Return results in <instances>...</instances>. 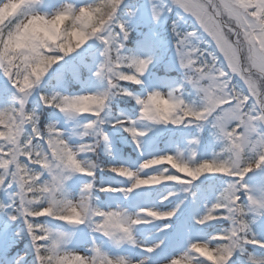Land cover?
<instances>
[{"label":"snow or ice","instance_id":"obj_1","mask_svg":"<svg viewBox=\"0 0 264 264\" xmlns=\"http://www.w3.org/2000/svg\"><path fill=\"white\" fill-rule=\"evenodd\" d=\"M79 4L67 3L49 15L42 11L44 0H0V9L15 5L0 25V132H5L0 138V191L9 199L0 201V210L23 223L17 235L30 238L34 264H149L153 254L169 245L173 224L168 221L189 199L203 209L192 214L199 236L184 240V228H177L161 264H242L244 248L264 252V237L253 227L258 223L253 217L264 220V201L253 195L249 180L250 173L264 172V0H166L162 9L153 5V18H177L171 29L174 55L179 67L193 74L186 83L198 99L191 102L184 97L183 84L166 96L159 86L147 87L145 77L154 57L128 48L132 23L115 15L88 34L99 46L91 43L66 51L58 33L53 41L37 38L21 55L13 54L8 40L22 30L25 19L52 24L67 16L80 23ZM9 22L15 29L6 32ZM242 45L246 56L241 55ZM50 56L56 58L54 71L34 105L33 91L43 76L37 77L33 68ZM17 60L26 70L23 77ZM72 82L81 85L79 93L69 91ZM134 85L144 94H137ZM48 87L57 90L52 97ZM84 98L96 108L81 110ZM50 99L59 102L50 105ZM113 99L134 101L135 115L114 111ZM157 100L167 105L165 114L156 109ZM43 108L63 109L68 120L50 122L44 130L39 118ZM77 116L81 119L69 132L67 122ZM109 127L130 137L139 152L135 167L96 159L102 147L115 159ZM180 128H195L197 134L183 146L174 143L165 149L153 136V147L145 151L151 133ZM206 130L214 147L200 158ZM73 135L78 143L71 142ZM103 172L121 180L106 182L98 175ZM74 177L81 182L70 186ZM202 178L210 181L207 187ZM162 185L167 189L157 203L131 208L120 202ZM101 193L115 196V205L107 202L102 207ZM165 202L172 206H159ZM141 225H155L158 239L150 243L140 238ZM82 226L88 238L77 242ZM209 227L213 231H207ZM124 249H135V256L124 254Z\"/></svg>","mask_w":264,"mask_h":264},{"label":"rangeland","instance_id":"obj_2","mask_svg":"<svg viewBox=\"0 0 264 264\" xmlns=\"http://www.w3.org/2000/svg\"><path fill=\"white\" fill-rule=\"evenodd\" d=\"M62 2V0H45L44 2V8L47 10H54L56 7L59 6V4ZM78 3H85L87 0H76ZM127 5H129L130 13H135L134 16L131 17V23L133 27H139L140 25L146 26V31L144 34V39L137 42L136 49L132 50L135 52H138V54L141 55H154L156 49L160 50L161 58L164 61V65L166 66V69L170 70H177L179 71L181 77H172L169 75L166 76H156L152 69H150V72L146 75L145 80L148 88H152L155 86H159L161 90L170 91L173 87H178L183 82V69H181L175 59V49H174V35L171 31L172 28L168 26V20L170 18V15L165 16L161 19L159 23H156L152 16V6L149 3V0H126ZM176 16L174 15V21L176 20ZM3 81V77H0V82ZM10 87V86H9ZM190 91L188 92L187 85L185 86L184 90V97L189 102L197 100L198 98L195 96V90L189 85ZM79 93V92H78ZM188 93L192 95L193 100L190 101L188 97ZM137 94L143 95L144 91L141 90ZM123 111H126L130 113L129 109L125 108ZM133 114V113H130ZM64 122L65 119L62 117L61 114L56 113L54 115L52 122ZM69 132H73L76 129V125L72 122H67V125ZM110 140H111V147L113 150V153L115 154V161L113 163H127L132 167L136 166L139 152L135 149L136 155H133L130 152H127L124 150L120 144H118V138L115 136V134L106 129ZM160 130H157L156 132H153L149 135V137L146 139L145 144V151H149L153 147V140L152 137L155 136L156 144L161 149H165L173 145L174 143H179L182 146L186 142L187 139H191L194 135L197 134V130L195 128H180V129H166V133L168 134V139L163 142L161 141L157 133ZM163 131V132H164ZM202 142L199 149V155L202 153V158H205L211 154V151L214 147V138L210 135V133L205 131V133L201 134ZM72 143H78L79 138L76 135H73ZM250 182L252 185L261 187L264 186V172H257V173H250ZM120 181L121 178L113 176L105 177L104 180L106 182L112 181ZM81 182V178L74 177L71 181H69V185H78ZM124 183H127V181H124ZM154 189L146 190L142 193H134L132 197L128 200L121 199L120 202L124 204L125 206L135 208L138 206H145L146 204H154L157 203L159 196L152 202L151 193ZM1 195H3L5 202L9 203L8 194L4 193L3 191H0ZM160 195V194H159ZM210 198V194H209ZM117 198L115 196L107 197L104 200H101V206L106 207L107 202H111L113 206L116 203ZM204 202V193H202L199 203L202 205ZM164 205H170L168 202H165ZM160 206V205H159ZM161 207V206H160ZM198 209L197 205H193L191 199L188 200L182 211L177 215V217L180 218L179 224L175 228V233L177 228H180L181 226L184 228L183 232H186L185 234L182 233V239L186 240V238L190 235L193 238H197L199 234L194 236L191 232L186 231L185 224H191L190 220L192 218V214ZM199 211H203L202 207H199ZM11 213L6 211L5 213L0 212V264H16L19 257L23 256L26 252H29L28 248H25L23 250L22 255H14L11 257L7 253L13 245L16 244L17 238L20 235H17V233H22L23 230L21 228V224H15V221H12L10 219ZM21 223V222H20ZM171 223V222H169ZM173 224V223H172ZM259 230V236L264 237V221L258 222L256 224ZM199 233L201 229L198 227L196 228ZM77 242L81 239H87L88 238V229L86 227H81L77 230ZM156 232V226L155 225H141L138 229V235L140 238L149 239V242L151 243L153 240L158 239L157 236L154 235ZM171 232L169 233V245H166L163 249H160L157 251V253L153 254L152 260L149 262V264H161L163 260L166 259V253L171 251V242L175 237L170 236ZM75 246V245H74ZM106 248H108L110 251L117 253L118 250L112 248L110 245L106 244ZM124 254H131L135 256L136 250L135 249H124L121 250ZM23 264H34V259L30 260H24Z\"/></svg>","mask_w":264,"mask_h":264},{"label":"clouds","instance_id":"obj_3","mask_svg":"<svg viewBox=\"0 0 264 264\" xmlns=\"http://www.w3.org/2000/svg\"><path fill=\"white\" fill-rule=\"evenodd\" d=\"M45 2V0H44ZM166 2V0H149L150 5L153 7L155 5L158 9H162L163 4ZM67 3H73L76 4V0H62V2L59 4L58 7H56L54 10H47L45 8L42 9L43 12L48 13L51 15L54 13L58 8L62 7L63 5ZM91 8V10H89ZM15 11V5H10L8 7H5L4 9H0V25H3L6 18L12 14V12ZM78 14L82 16V21L80 23H74L73 20H71L67 16H59L57 17L56 21L52 24L47 23L46 21H42L39 19H25L23 21V28L22 30L15 35L14 37L10 38L8 40V46L14 50L13 54L15 55H21L25 50H27L34 39H40V40H48L53 41L56 39L58 33H62V44L64 47V50H70L74 48H80L82 46H85L86 44L95 43L97 46H99V41L96 40H89L88 34L93 30V28H99L102 27L104 22L108 20L110 17H113L115 15L120 20L125 21H131V15L128 10L126 0H87L85 3L79 4L77 8ZM165 16L162 14L159 19L153 18L156 23H159L162 18ZM177 24L179 26L180 22L177 21ZM82 28H86L85 30H81ZM15 29V24L12 22H9L8 25L5 26V31H12ZM130 29V34H131ZM130 38V37H129ZM242 56L247 55L246 46L242 45ZM56 58L54 56H50L49 60L46 63L38 64L33 68L34 74L39 77L43 76V79L36 84V87L33 91V96L41 94L45 91L46 85L50 83L49 77L52 74V71H54V68L52 67L53 61ZM17 64H20L21 67L17 69L19 75L23 77L25 75V68L22 66L23 62L20 60H17ZM47 69V71H46ZM193 76L192 73H185L183 70V82L181 84L189 85L186 83L188 79H190ZM264 83V81H262ZM47 95L48 97H52L54 94L55 89L48 87L47 88ZM160 92H162L165 96L167 95L168 91L159 89ZM59 101H53L49 100V104L58 103ZM118 102L117 100L113 99L111 101V107L113 104ZM156 109L161 112V114H165L167 111V105L162 100H157L154 102ZM5 110L10 108V105L3 106ZM79 108L81 110L84 109H95L96 105L91 102L89 98H84L79 103ZM57 111L62 115V117L65 120H68V117L63 115V109H57ZM107 111V108L105 109ZM10 114V113H9ZM40 121H41V112H40ZM81 117L77 116L74 120H71L69 122H72L73 124H78ZM0 123H4V121H0ZM44 130L47 129L48 124H44ZM5 132H0V138L4 137ZM254 189L253 195L260 199L261 201H264V186L257 187L252 186ZM264 211V210H262ZM253 219L257 220V222H261L264 220H261L260 217H253ZM251 223V220L249 221ZM254 227V226H253ZM258 235V234H257ZM259 236V235H258ZM47 254V253H45ZM29 255L28 252H26L23 256L19 257L17 260L18 264H23V261L25 258ZM256 262H264V252H257L255 250L244 248V251L242 253V264H256ZM38 264V262H37Z\"/></svg>","mask_w":264,"mask_h":264},{"label":"trees","instance_id":"obj_4","mask_svg":"<svg viewBox=\"0 0 264 264\" xmlns=\"http://www.w3.org/2000/svg\"><path fill=\"white\" fill-rule=\"evenodd\" d=\"M171 22H172V20H170V23H169L170 26L172 25ZM141 29L144 30L145 28H140L139 30H136V29L132 28L131 34H130V38L127 41L128 48L129 49L133 47V40L134 39H139L140 37H142L143 32H142ZM155 53H156V55H154L153 67L154 68H157L158 66H160L159 64L162 63V61H161L162 58H161V54H160V50L159 49H157ZM161 72L168 73V74L174 75V76H179V72L177 70L166 71V70L163 69V70H161ZM53 83H54V81H53ZM69 87H70V90L71 91H74V92L75 91H78L80 89L79 83H76V82L70 83ZM132 87L134 88V90L136 91V93H137L138 90L141 89L140 86H135L134 85ZM188 97H189V99L191 101L192 98H191V94L190 93H188ZM38 102H39V98L37 96V97H35L33 99V104L35 105ZM112 107H113V110L114 111H119L121 108H128L130 111L135 112L136 109H137V106L135 105V102L134 101L131 102V103H129L127 101H118L115 104H113ZM55 111H57V110L52 109V108H43L41 110V124L44 125V124L50 123V116ZM107 129L110 130V131H112L116 135V137L118 138V140L121 142V144L125 145L128 150H133L134 149V144H132L130 142V137H128V134L125 133V132H123L122 129H119V130L118 129H112L110 127L107 128ZM96 159H98V161L99 162H102V163H109L110 161H112V157H110L106 153V151L103 149V147L98 152V155H97ZM103 173L108 174V172H103ZM100 174L101 173H99L98 175L100 176ZM100 178H101V176H100ZM202 180H204V182H210L208 180H205V178H202ZM101 194H103V193H101ZM0 201L6 203L4 197H3V195H1V193H0ZM0 212L1 213H5L6 211L0 210ZM20 222L21 221H19V220L18 221H15L16 224H21V228L23 230L24 225H23L22 222L21 223ZM207 231L211 232V231H213V229L209 227L207 229ZM30 243H31L30 242V238L28 236H26V235H20L17 238V243L14 246L11 247L10 252H9V255H12V256L15 255V254L16 255L17 254L18 255H21L22 252H23V249L28 248L29 255L25 259L26 260L34 259V256L30 253ZM233 259L234 260H238L239 258L238 257H233Z\"/></svg>","mask_w":264,"mask_h":264}]
</instances>
